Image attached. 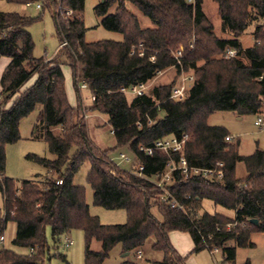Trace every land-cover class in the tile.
<instances>
[{
    "label": "trees",
    "instance_id": "16d2710c",
    "mask_svg": "<svg viewBox=\"0 0 264 264\" xmlns=\"http://www.w3.org/2000/svg\"><path fill=\"white\" fill-rule=\"evenodd\" d=\"M98 1L94 11L101 26L121 34V42H86V0H7L17 5L38 3L41 10L52 15L58 5L63 16L66 11L73 12L72 18L64 16L61 20L63 32L55 21L61 45L65 39L70 43L61 47V55L67 56L72 71L76 107L68 100L63 63L34 57L35 44L28 28L38 19L0 12V59L11 60L2 74L0 91V193L4 203L0 215L6 214L5 225L16 222L14 244L29 251L19 255L2 249L0 264H50L48 229L55 245L71 231H83L85 264H103L119 244L122 252L130 255L144 248L149 239H154L153 250L163 254L159 264H186V258L170 243L169 234L175 231L190 234L194 253L219 249L226 262L235 264L237 249L255 247L253 235L264 234V150L241 156L240 141L233 138L227 142L229 132L222 126H210L208 120L217 112H233L240 117L264 113V0H214L221 32L232 38L216 35L203 0ZM128 4L137 7L154 27L143 29ZM250 24L259 43L244 49L240 37ZM140 44L144 56L138 51L133 54ZM179 47L184 48L181 67L173 55ZM232 49L239 51L238 56L217 58ZM170 68L176 70L175 84L154 85L142 96L121 92L154 80ZM182 71L191 74L194 81L186 89V99L177 102L170 97L181 82ZM34 77V84L23 90ZM81 84L87 85L84 90L91 95L88 108L81 96ZM38 109L34 132L47 143L55 159L29 155L46 167L49 175L43 183L18 182L5 176L6 147L21 140V122ZM86 112L111 117L113 148L101 150L90 140ZM149 120L153 124L149 125ZM183 135L188 137L184 154L190 165H225L221 181L176 176L178 181L171 191L186 205L188 214L160 202L159 188L116 166L110 157L114 151L126 149L145 164V174L151 177L164 169L168 156L157 152L148 157L139 148ZM85 163L90 164L87 182L93 190L94 205L125 210L126 224L102 225L91 215L85 188L74 184ZM240 163L247 173L243 179L236 176ZM57 179L63 183L56 184ZM187 196L191 199L186 200ZM205 200L234 212L235 217L201 212ZM253 219L259 224L250 223ZM228 224L235 226L228 229ZM94 241L101 243V251L91 249ZM56 257L61 264H70L66 256ZM122 264L140 263L126 260Z\"/></svg>",
    "mask_w": 264,
    "mask_h": 264
},
{
    "label": "rangeland",
    "instance_id": "374dc122",
    "mask_svg": "<svg viewBox=\"0 0 264 264\" xmlns=\"http://www.w3.org/2000/svg\"><path fill=\"white\" fill-rule=\"evenodd\" d=\"M204 9L213 23L215 33L217 36L226 38V35L233 37L231 34H222L221 32V19L218 13V6L214 0H203ZM99 3L98 0H86L85 10L83 13V19L85 27L88 29L86 32V42L93 43L98 41H116L121 42L123 36L118 33H114L104 29L101 26V19L95 14V7ZM37 4L32 6L17 5L9 3L7 0H0V12L4 13H18L22 16L38 19L32 26L28 28L31 33L35 48L34 57L45 58L47 60L58 59L63 63V71L72 72L70 66L67 64V56L61 55V39L58 34V27L56 24L58 17L57 11H60V23L65 19L64 16L72 18L73 15H62L63 11L61 5L54 15L49 10L37 9ZM129 10L135 14L143 29L153 28L152 21L145 17L137 7L128 4ZM115 9H112V11ZM67 12V11H66ZM65 12V13H66ZM54 16V17H53ZM55 18V19H54ZM58 22V21H57ZM254 25L250 24L247 31L240 37V41L244 47L255 45L253 42ZM62 32V31H61ZM246 49V48H244ZM223 58L222 55L217 57ZM167 71V72H166ZM164 71V75L159 76V80L155 85H169L171 83H177V75L175 68H170ZM66 85V80H65ZM67 86L72 91L73 99L72 103H77V97H75V88L73 87V80L67 79ZM81 96L84 102L85 108L91 105V95L88 90H81ZM86 123L88 127V133L90 140L95 146L101 150L111 149L115 146V138L111 133V126L109 125L108 116L86 112ZM39 115V109L25 118L20 125L21 140L15 144L8 145L6 147V171L5 176L18 182L34 181L36 183H43L48 175L49 171L43 165L28 158L29 155H36L38 157L54 160L55 156L50 153L47 143L37 138V133L34 132V126L37 123ZM256 116H238L233 112H217L213 114L208 124L210 126H222L231 136L240 141V155L250 156L256 152L257 149L264 150V128L255 126ZM124 152L133 158L132 153L126 149H119L110 154V157H119L120 153ZM120 167L123 170L129 171L131 165L122 163ZM90 170V164L85 163L79 172L75 175L74 184L85 188L86 203L90 208L92 216L98 217L102 225H124L127 222V212L125 210H106L102 207L94 205L93 190L87 182V175ZM247 175L246 168L243 163L238 164L236 169V176L238 179H243ZM3 197L0 193V210H3ZM156 211V209H154ZM201 212L221 213L231 218L235 217V213L228 211L220 206H215L213 202L205 200L202 202ZM156 215L157 213L154 212ZM158 216V215H156ZM179 232V231H178ZM5 241L0 242V250L7 249L13 251L19 255H27L29 251L24 248H19L14 244V240L17 234V224L14 221H9L4 230ZM178 238H175V244H179L180 248L187 250L183 258H186V264H232L225 261L222 251L211 254L208 250H203L199 253H194V242L190 234L180 232ZM47 238L51 248V262L50 264H61L56 255L62 254L66 256L70 264H85V236L83 231L74 230L65 236L60 238L57 245L52 240L50 229L47 230ZM170 240V234H169ZM72 242V244H67ZM252 242L255 243L253 248H238L235 264H264V234L258 233L253 235ZM171 245L174 247L170 240ZM154 239H149L142 251V258H138L136 252L131 253L127 257H123L122 246L117 245L111 252L109 258L103 264H122L124 261L129 260L138 262L140 264H159L163 260V254L153 250L152 246ZM101 243L94 241L91 249L95 252L101 251ZM175 249V248H174Z\"/></svg>",
    "mask_w": 264,
    "mask_h": 264
},
{
    "label": "built area",
    "instance_id": "2783aa9c",
    "mask_svg": "<svg viewBox=\"0 0 264 264\" xmlns=\"http://www.w3.org/2000/svg\"><path fill=\"white\" fill-rule=\"evenodd\" d=\"M33 4L29 3L27 6H32ZM41 5L37 4V9L41 10ZM61 9V8H60ZM58 17L56 18L58 21V24L61 28V31L63 32L62 26L60 24V11H57ZM65 15L71 16L73 15L72 11H67ZM264 27V23L262 24ZM254 44L259 43L258 40L252 35ZM64 45H70L69 41L65 39ZM193 47V45H191ZM133 54L138 51L139 56H144V47L142 44H140L138 47L134 48ZM239 51L237 49L228 50L223 57L225 59H230L238 56ZM173 55L175 59L177 60V64L181 67L182 66V58L184 56V48L179 47L177 50L173 52ZM152 61H154V58H151ZM162 73V72H161ZM159 73V75H161ZM194 81V77L191 74H187L182 71L181 73V82L180 84L173 90V93L170 97L171 100L181 102L186 99V89L190 83ZM153 86V80L148 81L144 84L135 85L132 86L129 89H123L121 92L126 95L131 96H142L147 94L149 89ZM80 89L84 90L87 89L86 84H81ZM94 99V98H93ZM263 109H264V100H263ZM85 118H87V115H84ZM111 118V117H109ZM153 124L152 120H149V125ZM255 126L259 128H264V113L256 116ZM138 127H142L141 123H138ZM113 134V132L111 131ZM234 137L227 136L226 141L230 142L233 140ZM188 140L187 135L183 136H171L165 139H160L153 143L150 146H141L139 148V152L141 154H144L148 157H153L155 153L161 152L168 156V161L162 171H159L155 173L151 177H147L145 174L146 166L142 162H139L136 160V157L133 156L130 157L124 152H121L119 157L116 159L115 157L111 158V161L116 165L120 166L122 163L131 165V168L129 172L137 177L148 179L151 183H153L157 188H159L162 191V195L159 197V201L162 203L167 204L170 208L180 211L184 214H188V209L186 205L178 199V197L171 191V188L177 183L176 176H180L184 178L185 180H189L195 177L203 178L205 180H208L210 182L215 181H221L224 178V163L223 162H217L216 165L212 168H203V167H197L190 165L188 162L184 151H185V145ZM63 183L62 179H57L56 184L61 185ZM186 200H190L191 197L187 196L185 197ZM6 222V214L2 213L0 215V242L4 243L5 236H4V230L6 228L5 225ZM232 224H228L227 228L230 229ZM67 244H72V242H67ZM221 250L214 249L211 250V254L217 253ZM31 253L34 252V250L30 251ZM138 258H142V251L139 250L136 252Z\"/></svg>",
    "mask_w": 264,
    "mask_h": 264
},
{
    "label": "crops",
    "instance_id": "0c3cea01",
    "mask_svg": "<svg viewBox=\"0 0 264 264\" xmlns=\"http://www.w3.org/2000/svg\"><path fill=\"white\" fill-rule=\"evenodd\" d=\"M221 27V26H220ZM222 34H224V33H222ZM226 34V33H225ZM252 37V36H251ZM223 38H225V37H223ZM226 38H232L231 36H229V35H226ZM243 45V44H242ZM62 47V45H60V48ZM251 47H253V45H251V46H249V47H244V48H246V49H248V48H251ZM48 61H50V60H48ZM10 62H11V60L9 59V58H1L0 59V91H1V77H2V74H3V72L5 71V69L7 68V66L10 64ZM167 72V71H166ZM165 73L164 72H162L161 73V75H159V76H162V75H164ZM64 76H65V80H66V92H67V96H68V100H69V103L73 106V107H76V105H77V103L75 102V104H73L72 103V100L73 99H71L72 97H73V95H72V91L71 90H69V88H68V86H67V79L68 80H70V82H71V79H72V72H66L65 73V71H64ZM159 76H157L154 80H153V86L156 84V82L159 80ZM35 80H36V77H34V78H32V80H30V82H28V84L24 87V89L23 90H25V89H27V88H29L30 86H32L33 84H34V82H35ZM152 86V87H153ZM74 87V86H73ZM151 87V88H152ZM76 93V92H75ZM76 95V94H75ZM70 96H71V98H70ZM76 97V96H75ZM108 118H109V116H108ZM231 136V135H230ZM233 137V136H232ZM7 226V225H6ZM180 232H178V231H175V232H172V233H170V240H171V242H172V244L174 245V248H175V250H176V252L181 256V257H183L185 254H186V252H187V250L185 251V250H183L182 248H180V245L179 244H175V242L174 241H176L175 240V238H178L180 235H178Z\"/></svg>",
    "mask_w": 264,
    "mask_h": 264
},
{
    "label": "water",
    "instance_id": "95a60500",
    "mask_svg": "<svg viewBox=\"0 0 264 264\" xmlns=\"http://www.w3.org/2000/svg\"><path fill=\"white\" fill-rule=\"evenodd\" d=\"M250 223H252L254 225H258L259 224L258 220H256V219L251 220ZM127 256H129V253L124 254L123 257H127Z\"/></svg>",
    "mask_w": 264,
    "mask_h": 264
}]
</instances>
